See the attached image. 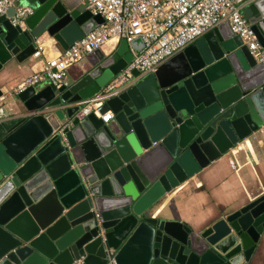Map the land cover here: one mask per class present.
I'll use <instances>...</instances> for the list:
<instances>
[{"label":"water","instance_id":"1","mask_svg":"<svg viewBox=\"0 0 264 264\" xmlns=\"http://www.w3.org/2000/svg\"><path fill=\"white\" fill-rule=\"evenodd\" d=\"M2 1V0H0ZM83 0H23L0 17V74L48 36L63 51L104 25ZM33 13L15 23L17 10ZM264 48V0L243 9ZM87 56L81 77L15 93L0 121V264H255L264 193L219 219H167L162 202L264 127V65L228 22L79 118L143 49ZM47 52V47L43 53ZM63 130V135L59 133Z\"/></svg>","mask_w":264,"mask_h":264},{"label":"built area","instance_id":"2","mask_svg":"<svg viewBox=\"0 0 264 264\" xmlns=\"http://www.w3.org/2000/svg\"><path fill=\"white\" fill-rule=\"evenodd\" d=\"M23 0L0 1V17L9 8ZM95 15H102L105 24L99 26L69 50L46 61L41 72L26 78L15 88L20 93L29 87L64 84L69 67L80 63L85 57L101 50L111 41L126 40L132 43L141 38L143 49H131L134 59L92 100L87 101L78 117L92 113L105 123L112 120V113L101 115L105 102L136 82L134 73L142 75L156 73L166 62L182 53L198 39L228 22L235 34L243 38L256 60L264 65V48L259 43L251 25L243 16L244 6L252 0H83ZM33 13L30 8L17 10L15 23ZM43 41L38 40L33 57H41ZM0 101H4L1 98ZM3 102H0V121L6 119ZM63 130L59 133L63 135ZM232 167L235 168L232 162ZM79 264V263H76Z\"/></svg>","mask_w":264,"mask_h":264},{"label":"crops","instance_id":"3","mask_svg":"<svg viewBox=\"0 0 264 264\" xmlns=\"http://www.w3.org/2000/svg\"><path fill=\"white\" fill-rule=\"evenodd\" d=\"M42 39L47 52L41 57H32L28 64L14 63L7 67L0 74V85L16 87L26 78L41 72L51 57L63 52L54 39L48 36ZM121 41H111L101 49L102 53L107 56L116 54ZM88 69L90 64L85 57L80 63L69 67L64 84L79 79ZM9 96L10 94H7L4 101H0L6 111L7 118L4 120L17 117L18 107L22 106ZM232 162L235 168L232 167ZM261 193H264V127L204 170L193 181L168 195L161 208L167 219L185 223L212 221L219 219L222 212H232L246 206ZM255 264H264V236Z\"/></svg>","mask_w":264,"mask_h":264}]
</instances>
